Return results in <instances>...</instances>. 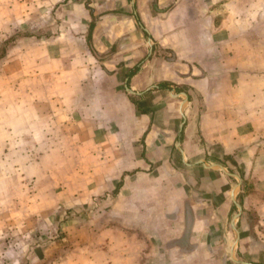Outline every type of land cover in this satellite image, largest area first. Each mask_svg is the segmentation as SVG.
Segmentation results:
<instances>
[{
	"label": "crops",
	"instance_id": "obj_1",
	"mask_svg": "<svg viewBox=\"0 0 264 264\" xmlns=\"http://www.w3.org/2000/svg\"><path fill=\"white\" fill-rule=\"evenodd\" d=\"M8 38L0 229L81 231L38 264H264V0H0Z\"/></svg>",
	"mask_w": 264,
	"mask_h": 264
},
{
	"label": "rangeland",
	"instance_id": "obj_2",
	"mask_svg": "<svg viewBox=\"0 0 264 264\" xmlns=\"http://www.w3.org/2000/svg\"><path fill=\"white\" fill-rule=\"evenodd\" d=\"M3 42V41H2ZM1 42V43H2ZM0 43V44H1ZM65 211V209H63ZM61 210V212H64ZM62 214V213H61ZM68 214V213H66ZM65 213L59 216L60 223L58 224L59 229L42 232L34 230L24 237L21 233L11 234L10 230L0 229V264H22L18 257H24L23 264H38V258L44 253L45 249L49 248L51 242L57 241L55 255L66 256L69 255L71 250L77 244L80 237L81 231H69L73 221H69V216ZM230 221V220H229ZM76 223V222H75ZM58 246V247H57ZM73 246V247H72ZM238 244H235L233 254L230 252V248L223 250L218 248L216 251L206 249L205 254L207 257L214 255L218 264H223L222 259L225 258L229 261V257H234L237 260H241ZM25 251V252H24ZM49 251H52L51 249ZM217 256V257H216ZM59 258V257H58ZM17 260L20 263H17Z\"/></svg>",
	"mask_w": 264,
	"mask_h": 264
},
{
	"label": "trees",
	"instance_id": "obj_3",
	"mask_svg": "<svg viewBox=\"0 0 264 264\" xmlns=\"http://www.w3.org/2000/svg\"><path fill=\"white\" fill-rule=\"evenodd\" d=\"M13 38H8L0 44V61L5 57L7 48Z\"/></svg>",
	"mask_w": 264,
	"mask_h": 264
}]
</instances>
